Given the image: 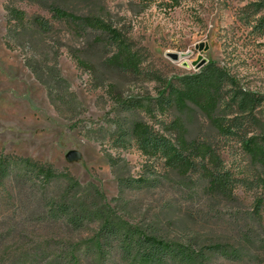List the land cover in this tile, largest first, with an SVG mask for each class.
<instances>
[{"label": "rangeland", "instance_id": "obj_1", "mask_svg": "<svg viewBox=\"0 0 264 264\" xmlns=\"http://www.w3.org/2000/svg\"><path fill=\"white\" fill-rule=\"evenodd\" d=\"M53 8L118 32L137 54L138 69L119 65L106 29ZM209 66L226 74L213 116L226 127L235 123L232 135L220 133L193 101L179 108L167 102L165 89L183 90V78ZM244 94L253 99L247 111ZM137 121L183 154L198 143L210 150L192 155L196 167L183 172L130 138ZM250 138L264 146V0H0V155L51 164L84 187L93 183L104 196L98 206L164 243L244 247L249 256L212 264H264V160L246 147ZM72 149L80 156L68 161ZM207 170L230 179L213 185ZM118 175L146 178L148 186L120 194ZM5 182L0 264H51L64 248L74 254L64 264H131L118 250L105 260L99 248L85 251L103 235L100 221L75 228L27 219V196Z\"/></svg>", "mask_w": 264, "mask_h": 264}, {"label": "trees", "instance_id": "obj_2", "mask_svg": "<svg viewBox=\"0 0 264 264\" xmlns=\"http://www.w3.org/2000/svg\"><path fill=\"white\" fill-rule=\"evenodd\" d=\"M53 10L61 17L71 18L76 23L83 22V24L97 25L106 29L116 39V46L119 50L118 57L121 59V64L119 65L127 70L138 69L139 58L137 54L130 48L129 44L120 38L118 32L110 30L105 24L95 18H79L58 8H53ZM12 15L18 19L22 17V13L18 11H14ZM39 19L42 26L47 24V20L41 17ZM182 80L185 87L183 90H178L176 87L165 89V92H168L166 98L168 104L177 102V107L179 108L185 105L186 100L189 99L206 111L209 118L216 123L220 133L232 135L234 133L232 127H235V123L226 127L222 119L214 118L213 116L219 102L217 91L221 89V85L227 80L226 74L217 67L209 66L203 74L186 77ZM252 100L250 96L244 94L240 102L241 108H245V111H247L246 108L249 106L247 102ZM126 103L140 104L137 100H131ZM235 120L233 119L230 122ZM132 124L129 136L141 149L164 157L167 165L181 167L183 172H187L189 168L193 169L196 167V161L192 159V155L197 154L202 157L210 150L207 145L205 149H202L203 144L198 143L196 149H191L189 153L183 154L181 149L177 148L170 139L152 130L147 123L137 121ZM245 143L249 151L258 153L259 159L261 161L264 160L263 145L256 142L255 138H250ZM110 162L114 166L118 160L110 156ZM203 174L205 177L214 175L211 177L213 185H219L218 181L224 178L228 181L230 179V176H225L226 174H213L212 171L208 170ZM8 178L14 188H18L27 196L25 198L26 203L33 209L27 219H36L55 224L65 223L75 228L82 226L86 222L100 221L103 235L96 241L90 239L91 245L86 246L85 251L91 254L95 249L99 248L97 251L103 260L110 255V249L112 251H120L122 257L127 260L130 259L131 264H212L218 258L244 261L246 257H249L243 250L244 247L231 248L225 245L210 247L201 245L196 247V244H194L192 248H187L181 243H176L175 245L164 243L158 236H154L153 232L140 230L119 218L109 206H106V208L104 207L105 205L98 206V202H101L99 199H104V196L96 185L90 183L84 187L68 173L57 172L51 164L33 162L28 158L0 155L1 188L4 187L6 189L5 180ZM118 180L120 194H124L131 189L148 186L147 179L143 177L127 178L118 175ZM224 181L226 182V180ZM102 248L104 249L102 250ZM64 249H62L60 254L56 255L54 262L51 264H64L66 257L69 256L68 258H71L74 255ZM77 251H79L78 248L74 252L76 253ZM206 251H214L217 254V258L206 256ZM23 257L22 254L18 256V258Z\"/></svg>", "mask_w": 264, "mask_h": 264}, {"label": "water", "instance_id": "obj_3", "mask_svg": "<svg viewBox=\"0 0 264 264\" xmlns=\"http://www.w3.org/2000/svg\"><path fill=\"white\" fill-rule=\"evenodd\" d=\"M202 63H205V60H203ZM79 156H80L79 151L74 150V149L69 150V151L67 152V154H66V158H67L68 161L76 160V159L79 158Z\"/></svg>", "mask_w": 264, "mask_h": 264}, {"label": "built area", "instance_id": "obj_4", "mask_svg": "<svg viewBox=\"0 0 264 264\" xmlns=\"http://www.w3.org/2000/svg\"><path fill=\"white\" fill-rule=\"evenodd\" d=\"M141 1H146V0H141Z\"/></svg>", "mask_w": 264, "mask_h": 264}]
</instances>
